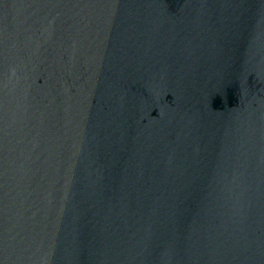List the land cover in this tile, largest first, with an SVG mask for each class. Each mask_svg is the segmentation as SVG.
<instances>
[{"label":"water","instance_id":"95a60500","mask_svg":"<svg viewBox=\"0 0 264 264\" xmlns=\"http://www.w3.org/2000/svg\"><path fill=\"white\" fill-rule=\"evenodd\" d=\"M0 264H264V0H0Z\"/></svg>","mask_w":264,"mask_h":264}]
</instances>
